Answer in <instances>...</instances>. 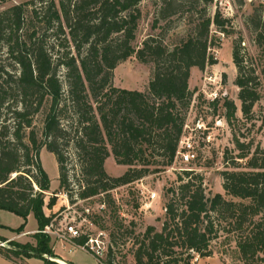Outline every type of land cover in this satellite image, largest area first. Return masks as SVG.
Instances as JSON below:
<instances>
[{"label": "trees", "instance_id": "trees-1", "mask_svg": "<svg viewBox=\"0 0 264 264\" xmlns=\"http://www.w3.org/2000/svg\"><path fill=\"white\" fill-rule=\"evenodd\" d=\"M212 1H186L192 8L200 3L204 8L197 12L192 32L176 46L149 37L139 49L134 43L143 0H33L0 12V209L22 218V225L13 230L17 234L24 232L31 214L39 227L36 244L12 241L10 246L60 259L51 237L41 232L53 219L45 213L51 179L41 161L44 148L57 159L60 191L77 193V200L105 195L103 202L112 206L111 191L174 164L194 96L192 70L218 64L210 53L217 45L212 26L231 34V21L219 11L207 16ZM161 3L162 19L184 6L178 0ZM250 23L264 58L260 9ZM243 42L240 37L233 43L235 85L242 113L251 118L261 99V82ZM133 56L154 66L147 91L113 85L114 70ZM214 106L217 111L219 102ZM223 106L227 119L234 120L235 102L224 98ZM70 143L80 162L77 192L71 188L64 152ZM238 149V156L229 159L232 169L220 173L225 196L208 194L202 175L182 171L178 185L166 190L162 230L149 227L142 240L137 238L135 264H193L194 254L214 255L211 244L220 233L235 243L241 264H264V149L257 146L252 152L251 145L241 141ZM110 156L129 170L119 177L108 175L105 163ZM54 204L55 199L47 207ZM115 222L112 242L116 234L129 233ZM86 240L82 236L76 242ZM112 242L103 264H116ZM0 254L16 262L22 257L47 260L5 246H0Z\"/></svg>", "mask_w": 264, "mask_h": 264}, {"label": "rangeland", "instance_id": "rangeland-1", "mask_svg": "<svg viewBox=\"0 0 264 264\" xmlns=\"http://www.w3.org/2000/svg\"><path fill=\"white\" fill-rule=\"evenodd\" d=\"M27 1L33 0H0V12L14 4ZM34 1L39 2V0ZM55 1L60 2V0ZM178 1L184 2L181 12L169 19H162L159 15L162 0H143L141 4L143 15L139 23L137 39L134 43L137 49L149 37H158L168 46L174 47L192 32L198 17L197 12L201 11L204 5L200 3L197 7L192 8L186 3L187 0ZM257 9L261 10L264 18V4L261 3V0H213L206 7L208 17H214L215 13L219 11L224 18L231 21L229 26L231 34H222L212 26V37L217 45L210 48V53L218 60V64L208 66L203 71L199 69L192 71L190 89L194 94L199 93L198 91L204 82H207L206 77L217 74L218 78L222 80L221 98L219 99L217 112L214 113L209 110L204 98H200L203 96L202 92L199 93L200 97L196 99L192 111V116L195 114L202 116L205 122L213 128V139L208 145L201 143L196 163L185 166L178 162L165 171L148 175L131 185L117 188L110 193L115 205H106L105 203V208L100 209V206L104 203L103 201L106 200L105 195L81 202L77 200V193L71 195L66 190L60 191L57 159L46 148L41 151L43 167L51 179V192L48 193L45 199V213L55 218V225H65V222H68L73 216L80 220L87 215L85 210L90 209L91 215L89 216H91L93 226H85L83 231L95 237L99 236L101 232L104 233V239L109 242L111 247L110 233L115 228L114 223H116L115 221L123 223L128 228L129 233L125 235L122 233L116 234V242H112L115 263L135 264L133 253L137 247L135 244L137 238L142 240L149 227H154L156 231L162 230L166 221L165 206L168 200L165 195L166 190L171 186L178 185V178L183 170L194 171L195 174L202 175L203 184L208 194L215 195L219 193L225 196L220 173L230 170L234 166L231 162L232 159H229L236 158L240 153L238 143L241 141L250 144L252 152L257 146L264 149V76L262 74L264 58L254 43L255 33L253 26L250 25V17ZM156 21H158L157 25ZM240 37L244 40L242 46L245 48L246 54L252 59V66L255 68L261 82L259 87L261 99L255 105L251 118H245L242 113L241 101L238 99L239 88L235 85L237 69L233 63V43ZM153 68L152 63H141L136 56H133L120 63L114 70L113 85L121 89L147 91L153 77ZM224 98L234 101L238 108L236 118L232 121H229L226 117V109L223 106ZM68 115L71 116V113H68ZM41 121V116L36 118V122L40 126ZM217 124L220 125L217 126ZM64 152L67 158L66 166L69 170L71 188L75 190L74 192H77L78 185L76 181L79 177L77 174L80 173V162L72 143L65 147ZM227 158L230 164L226 163ZM237 163L240 168V160ZM105 168L108 175L112 177L122 176L129 170L128 166L118 165L113 156L108 158ZM153 194L156 195L155 198L152 197ZM54 199V206L48 208V203ZM67 202L71 203L73 209L63 213V208H66ZM22 222V218L13 212L0 209V224L17 228ZM35 223L36 221L32 217L28 222V227L31 228ZM38 231L39 227L33 235L23 239H17L18 234L14 231L8 230V235L16 238V240H12L13 242L36 244L35 234ZM0 238L4 239V243L7 245L12 242L8 241V238ZM51 239L54 253L57 251L58 257L66 260L67 263L73 260L78 264H103L92 254L74 248L68 242H62L55 238ZM211 249L214 254L219 255L229 264H241L237 261L235 243L225 238L222 233H220L218 239L212 242ZM194 256L197 257L196 254ZM195 262L194 259L193 264Z\"/></svg>", "mask_w": 264, "mask_h": 264}, {"label": "built area", "instance_id": "built-area-1", "mask_svg": "<svg viewBox=\"0 0 264 264\" xmlns=\"http://www.w3.org/2000/svg\"><path fill=\"white\" fill-rule=\"evenodd\" d=\"M261 3L264 4V0H261ZM207 82H204L203 86L199 89V93H203V98L208 105L210 111H215L214 104L216 102L220 103V89L222 80L218 78L217 74H212L205 79ZM199 93L194 94L192 99L191 107L187 113L183 133L179 142L178 150L176 153L174 164L178 162L185 166H190L197 162L198 153L201 146V143L208 145L213 139V128L210 127L209 123H206L202 116L193 115L192 111L194 105L196 104V99H198ZM220 124H217V126ZM172 165V166H173ZM66 199L68 200V195L66 194ZM153 198L156 197L155 194L152 195ZM92 199V198H91ZM87 199V200H91ZM87 200H80L81 202ZM66 208H63V213L73 209L71 203L67 202ZM105 208V203H102L100 209ZM86 216L77 220L73 216L68 222H65V225L57 226L55 225V218L52 219V222L47 225L44 230L41 232L49 235L51 238H55L62 242H68L74 248L86 251L92 254L97 260L103 262L106 258L109 249V242L105 240V234L100 233L99 236L95 237L94 235L84 232L83 228L85 226L92 227L93 222L90 219L91 211L86 209ZM63 226V227H62ZM86 236L87 240L84 244H78L76 239ZM200 257L197 255L195 261Z\"/></svg>", "mask_w": 264, "mask_h": 264}, {"label": "crops", "instance_id": "crops-1", "mask_svg": "<svg viewBox=\"0 0 264 264\" xmlns=\"http://www.w3.org/2000/svg\"><path fill=\"white\" fill-rule=\"evenodd\" d=\"M195 69L196 68H194L193 70H195ZM190 82H191V79H190ZM32 217L34 218V216L32 214L28 217L27 225L25 227L26 229L24 232L18 234L17 239L28 238V236L33 235V233L38 229V223H37L35 218L34 219H35L36 223L34 224V226H32L31 228L28 227V222H29V220H31ZM0 226L2 227V228H0V237L8 238V241L16 240L15 237L13 238L12 236L8 235V233H9L8 230L13 231V230L19 228L20 226L17 228L7 227L3 224H0ZM5 228H7V229H5ZM55 253L58 256L57 251ZM51 261L57 262V263H59L58 261H63V262H65V264H67V261L64 259L47 258V260H46V259H41V258H36V257H32V258L22 257V258L18 259L16 262V261L9 260L0 254V264H53V263H51ZM69 263L70 264H78L73 260L69 261ZM59 264H61V263H59ZM194 264H229V262L222 259L219 255L214 254L210 257L199 258Z\"/></svg>", "mask_w": 264, "mask_h": 264}, {"label": "water", "instance_id": "water-1", "mask_svg": "<svg viewBox=\"0 0 264 264\" xmlns=\"http://www.w3.org/2000/svg\"><path fill=\"white\" fill-rule=\"evenodd\" d=\"M0 246H5V247H9L13 250H16V251H19V252H23V253H28V254H31V255H34V256H37V257H42V258H51L47 255H44L42 253H38V252H35V251H32V250H27V249H18L16 247H13V246H10V245H7L6 243L0 241ZM53 259V258H51ZM67 264H70V263H67Z\"/></svg>", "mask_w": 264, "mask_h": 264}, {"label": "bare ground", "instance_id": "bare-ground-1", "mask_svg": "<svg viewBox=\"0 0 264 264\" xmlns=\"http://www.w3.org/2000/svg\"><path fill=\"white\" fill-rule=\"evenodd\" d=\"M59 263H61V264H65V262H63V261H58Z\"/></svg>", "mask_w": 264, "mask_h": 264}]
</instances>
